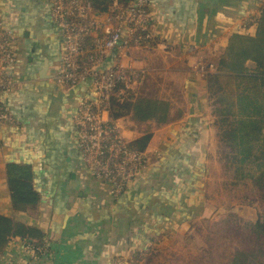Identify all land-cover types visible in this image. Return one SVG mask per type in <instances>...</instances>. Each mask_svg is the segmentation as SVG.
<instances>
[{
	"label": "crops",
	"instance_id": "0c3cea01",
	"mask_svg": "<svg viewBox=\"0 0 264 264\" xmlns=\"http://www.w3.org/2000/svg\"><path fill=\"white\" fill-rule=\"evenodd\" d=\"M263 3L147 0L157 42L132 47L122 60L144 71L136 86L139 94L155 76L159 85L177 84L179 97L159 88L164 93L157 97L171 103L165 123H137L122 115L123 134L130 142L150 134L142 149L149 166L113 198L104 184L89 176L74 142L72 114L88 88L59 87L52 80L61 47L48 20L47 2L0 0V20L16 35L15 74L20 79L16 87L0 94V102L16 121L0 122V213L38 228L49 249L47 257L27 260L24 242L34 239L15 236L0 252V264H115L117 256L135 257L143 247L162 242L170 231L183 230L199 216L206 208L202 190L206 138L213 122L206 75L215 63L204 66L202 54L219 53L233 31L252 35ZM169 49L179 55L190 52L188 68L179 80L177 68L162 62ZM9 161L32 164L34 185L41 195L33 213L11 206L5 175Z\"/></svg>",
	"mask_w": 264,
	"mask_h": 264
},
{
	"label": "built area",
	"instance_id": "2783aa9c",
	"mask_svg": "<svg viewBox=\"0 0 264 264\" xmlns=\"http://www.w3.org/2000/svg\"><path fill=\"white\" fill-rule=\"evenodd\" d=\"M48 20L60 39V63L52 80L59 87L86 85L71 118L74 142L89 176L116 198L149 166L144 150L133 148L123 134L122 116L112 115V102L129 100L144 71L122 59L127 50L156 44L147 0H110L108 11L94 9L91 0H45ZM114 51H116L113 57ZM16 35L0 20V94L19 84ZM0 122L16 121L0 102ZM27 260L47 257V245L25 241ZM134 255L117 256L115 264H136Z\"/></svg>",
	"mask_w": 264,
	"mask_h": 264
},
{
	"label": "trees",
	"instance_id": "16d2710c",
	"mask_svg": "<svg viewBox=\"0 0 264 264\" xmlns=\"http://www.w3.org/2000/svg\"><path fill=\"white\" fill-rule=\"evenodd\" d=\"M129 1L123 0L125 5H128ZM91 3L99 12L108 11L111 6L110 0H91ZM254 24L255 32L252 35L238 31L229 34L224 50L214 63L213 71L206 75V81L208 89H214L218 93L216 100L219 107L216 113L219 114L221 123L226 124L228 128L222 134L223 142L229 149L228 158L236 161L239 153L249 154L255 148L257 154L252 156L258 173L253 179L263 189L264 3L259 8ZM148 43L154 44L153 41ZM248 61L253 64L248 65ZM129 98L123 102H112L114 117L127 114L137 123L148 120L165 123L170 119L171 103L168 100L138 92L131 94ZM177 114H180V110ZM149 136L150 134L146 133L141 139L130 144L133 148L142 150ZM33 174V167L29 162L9 161L5 164L6 184L13 210L28 214L37 209L41 195L34 185ZM252 225L248 237H253V234L258 237L259 233L264 236V220L259 218ZM15 236L32 238L36 245H46L38 228L0 213V252ZM141 259L143 258H137V262ZM230 262L264 264V248L236 250Z\"/></svg>",
	"mask_w": 264,
	"mask_h": 264
},
{
	"label": "rangeland",
	"instance_id": "374dc122",
	"mask_svg": "<svg viewBox=\"0 0 264 264\" xmlns=\"http://www.w3.org/2000/svg\"><path fill=\"white\" fill-rule=\"evenodd\" d=\"M223 50L224 47L219 53L202 54L203 65L215 62ZM168 51L170 57L167 56L162 62L166 67L177 68L175 73L178 72L176 79L179 80L188 68L186 56L190 52L179 55L177 50ZM159 84L153 76L144 88H140L141 93L158 96L164 93L159 88L165 87L166 92L172 94V91L174 96L179 97L177 84L174 87ZM209 93L213 122L207 128L206 138L202 188L206 208L199 216L192 218L183 230L170 231L162 242L138 250L137 258H143L139 264H231V256L236 250L264 248L262 233L258 237L257 234L248 237L253 222L259 218L264 220V188H260L253 179L258 172L252 155L257 152L253 148L249 154L239 153L236 161L228 158L229 149L222 135L228 128L216 113L219 107L216 100L218 93L214 89Z\"/></svg>",
	"mask_w": 264,
	"mask_h": 264
},
{
	"label": "water",
	"instance_id": "95a60500",
	"mask_svg": "<svg viewBox=\"0 0 264 264\" xmlns=\"http://www.w3.org/2000/svg\"><path fill=\"white\" fill-rule=\"evenodd\" d=\"M46 68H47V64L45 62V65H44V67H43V69L41 71V76H44Z\"/></svg>",
	"mask_w": 264,
	"mask_h": 264
}]
</instances>
